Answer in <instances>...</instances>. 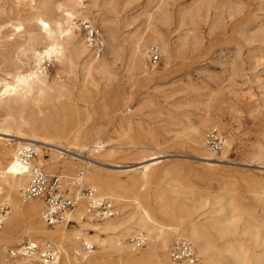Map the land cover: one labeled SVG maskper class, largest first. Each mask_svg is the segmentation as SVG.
<instances>
[{"label":"rangeland","instance_id":"1","mask_svg":"<svg viewBox=\"0 0 264 264\" xmlns=\"http://www.w3.org/2000/svg\"><path fill=\"white\" fill-rule=\"evenodd\" d=\"M47 1L34 0L37 8ZM77 1V5L69 0L49 2L53 8L62 5L72 9L77 18L72 38L65 44L66 57L44 58L51 64L45 71L55 106L41 103L34 107L39 118L56 127L52 136L67 152L60 157L48 148H42L43 155L36 149L45 170L51 175H62L70 192H74L73 180L85 163L70 158L66 149L72 146V135L79 134L82 145H87L83 154L105 163L90 166L86 185H94L99 193L122 207L123 215L108 222L131 218L130 222L136 225L139 212L133 199L137 198L162 225L182 227L184 238L194 244L200 256L199 247L188 238L192 223L203 231V241L216 240L221 246L220 232L232 214L241 209L246 214L239 224L250 226L248 221L255 216L254 221L264 233V0ZM32 7L31 0H0V78L10 69L9 61L16 57L27 60L21 50H16L17 46L32 45L42 50L37 42H29L28 34L12 35L16 32L13 25L19 22L29 32L38 31L35 22L29 20ZM44 16L51 22L55 17ZM86 21L101 29L105 40L101 56L87 44L83 28ZM13 36L15 39L11 40ZM137 43H141V49L136 48ZM153 45L158 46L161 55L155 68L149 66L148 52ZM31 55L28 54L30 58ZM31 63L35 65L33 58ZM89 66L95 67L90 73ZM99 66L107 68L108 73L101 72ZM58 86H63L61 92ZM2 117L3 113L0 120ZM211 128H217L224 140L231 142L226 157L225 144L219 152L207 145L206 133ZM14 143L0 142V155L10 146L16 148ZM152 154L161 156V161L143 176L139 167ZM206 155L212 159H202ZM70 164H75L73 171H65ZM132 168L137 169L130 171ZM95 173L100 176L98 181L93 179ZM24 189L17 188L21 200ZM113 196L129 201L121 202ZM22 203L39 206L32 219L19 225L18 238L23 242H60L57 237L36 236L34 231L43 228L57 234L68 229L71 235L66 239L71 242L65 248L70 251L72 264H91L93 255L117 254L97 243H93L92 252L82 248L76 231L95 232L75 218L80 213L78 209L72 213L75 223L50 226L41 217V199ZM81 203L83 220L88 221L85 202ZM4 206L7 215L0 236L13 210V204H0V212ZM175 230H167L166 246H161L155 235L143 232L146 246L140 249H135L129 240L140 233L127 235L131 245L128 254L137 258L141 253H152L151 259L141 264L174 263L169 250ZM19 245L14 241L1 245L0 263L5 264L9 249ZM75 250L81 253L76 254ZM12 263L23 264L18 259ZM113 264L125 263L116 255Z\"/></svg>","mask_w":264,"mask_h":264},{"label":"bare ground","instance_id":"2","mask_svg":"<svg viewBox=\"0 0 264 264\" xmlns=\"http://www.w3.org/2000/svg\"><path fill=\"white\" fill-rule=\"evenodd\" d=\"M69 1L75 5L78 3L77 0ZM31 2L33 7L29 20L35 22L36 26L38 27V31L29 32L26 30L24 24L19 22L16 25H13L14 23L12 24L14 26V30L16 31L15 33H12V35L16 36L21 33L28 34L29 42H37L38 45L42 46V50L38 51L37 48L32 45H29L28 48L23 45L17 46L16 50H21L22 55L27 58V60L23 61L22 59L16 57L12 62L9 61L8 63L11 64H7V67L9 66L10 69L5 72V77L0 78V114L3 113L4 115V117H2L0 120V142H4L7 145L15 142L14 144L16 146V148L11 146L6 148L0 155V184L3 189V194L0 196V204H13L11 216L8 218L4 230L1 232L0 248L1 245L13 241L15 243L22 244V239L18 238L19 225L27 219H32L39 211V206H24L22 203L23 199H20L17 188L19 186H24L26 188L29 185L31 179V170L29 167L26 168L20 164L18 150L24 145L31 144L39 151L41 155H43L42 148H48L53 151V153L60 155V157H63V155L67 154L66 151H63L65 147L61 143H57L52 136L51 132H54L53 130H57L56 127L39 118L38 113L35 110L36 107L34 106H39L41 103L49 104L52 107L55 106L53 97L54 94H51L48 91V89L51 88V83L49 82V77L43 67V62L46 60L44 58L48 57L51 59L54 55L61 58L66 57L65 44H67L68 38H72L74 27L73 24L76 23L75 19L77 18V15L72 9L64 8L62 5H57L54 8L51 7L49 4L50 0L38 8L36 7V2H34V0H31ZM46 14L55 15L52 22L44 16ZM156 37L161 40L160 36L157 35ZM12 39H15V37L13 36L11 40ZM143 43L142 45L145 47V44ZM140 44L141 43H137V49L140 48ZM164 50L165 52L169 51V49L165 46ZM28 52L32 54L31 58H33L35 61L34 66L31 63V58L28 56ZM93 69H95L94 66H89V73ZM99 70L103 73H108V69L104 68L103 66H99ZM57 89L59 92H61L63 86H58ZM29 109L31 110L29 111ZM198 133H200L199 129ZM72 136V146L66 150L68 151L70 158L74 160H80L85 163L83 169V179L85 181V177L90 166H101L105 163L96 160L89 155H85V153L83 154V151L87 150V145H82V136L79 134ZM61 140H63V138ZM224 144L226 145V149L223 151V157H226L231 148V142L224 140ZM160 157L161 156L152 154L149 159L145 160L146 163L139 167L143 176L149 172L153 164L161 161L159 160ZM202 159L210 161L212 157L210 155H206L203 156ZM218 160L224 162V159ZM4 161L6 162L5 166ZM115 166L121 168V166ZM74 167L75 164H70L65 168V171L72 172ZM3 168L8 169L4 170ZM135 169L137 168H132L130 171ZM99 178L100 176L98 173H95L93 179L98 181ZM3 185H6L7 188H5ZM93 187L95 186L93 185ZM74 193L76 194V190H74ZM113 199L121 202L129 201L124 199V197L117 198L113 196ZM133 201L136 204V208L139 212V219L137 220L138 223L136 225H134L133 222H130L131 218H127V220L117 223L108 222V220L122 216L123 212L118 217L102 221L101 224L93 223V220L89 217L87 218L88 221H84L83 219L85 218V213L83 215V211L81 210L83 205L81 202H79V205L71 212L69 217L72 219V213L78 209L80 213L75 215V218L80 224L86 226L90 229V231H94L95 233L92 234L90 232H84L85 229H79L76 231V233H78V235L75 236L76 240H79L80 237L83 236L86 243L91 245L93 243H97L104 250H112L114 253L116 252V255L120 256V259H122L125 264H141V262L145 263V259L146 262L150 260L152 253L144 252L141 253L137 258L130 257V254L128 253L132 244L130 243L131 245H129V242L127 241V235L140 233V235L135 236H143L146 238V236L143 235V232L151 233L155 235V238L158 241H160L161 246H166L169 242V233L167 230L176 229L175 239L185 237L186 234L184 233L182 227L162 225L150 214L146 208L142 206L139 199L135 198ZM120 209L122 210L121 206ZM237 211V213L232 214L231 218L226 224L227 226L225 227L224 231L220 232L223 237H221L223 239L221 246L217 245L215 242L216 240L207 242L203 241V231H201L200 227L195 223L190 225L188 230V238L197 244L201 253V260L198 264H208V262L213 264H264V233L260 231V228L256 224L257 222L254 221V219H256L255 216L253 217L254 219H251L252 217L250 218V220H253L254 222H251L250 220L248 221L250 226H247V224L242 227L239 224V220L244 214H246V211L243 212L241 209H238ZM247 214L249 213L247 212ZM6 215L7 212H0V220H2V224L5 220L4 216ZM250 229H254V231H250ZM69 231L70 230L68 229H62L59 233L55 234V232H48L44 231L43 228H38L34 231V233L36 236H40L41 238H59L60 242L52 240L62 247L63 254L59 264H72L70 251L65 248V244L67 242H71L66 239L69 235H71ZM28 235H30V232ZM3 239H5V242H2ZM16 239H18L17 242ZM251 241L252 244H249ZM73 242L74 244L77 243L76 241ZM73 252L76 254L81 253L80 250H75ZM116 255H113V257ZM113 257L93 255L90 258V262L91 264H113ZM15 259H18L23 264H35L38 258L10 256L8 257V260L5 261V264H13L12 262H14ZM136 260L138 261L136 262ZM177 263L178 262L175 261L174 263H163L160 261V264Z\"/></svg>","mask_w":264,"mask_h":264},{"label":"built area","instance_id":"3","mask_svg":"<svg viewBox=\"0 0 264 264\" xmlns=\"http://www.w3.org/2000/svg\"><path fill=\"white\" fill-rule=\"evenodd\" d=\"M83 28L89 48L97 56H101L105 50V40L101 29L90 21H86ZM148 53L149 66L155 68L161 61L158 46H151ZM50 66V63L43 62L44 69ZM206 142L210 149L215 152L222 151L225 146L223 134L216 128L207 131ZM18 157L20 164L23 167H29L31 170L30 183L24 189L22 199L24 202L35 199L43 201L44 206L41 215L47 225L65 224L68 226L75 223V220L71 219L69 215L82 201L85 202L86 215L92 220L102 222L121 215V209L114 200L99 193L94 187L86 185L83 179L84 167L73 180L75 194L70 192L61 175H51L45 170L44 165L37 158V150L33 145L22 146L18 150ZM2 194L3 189L0 184V196ZM6 209L7 206H4L1 212L6 213ZM1 225L2 220H0V228ZM80 240L84 250L89 252L94 250L93 244L86 243L82 238ZM129 240L135 249L146 246V238L143 236H132ZM62 254L61 245L49 239L42 242L27 240L19 247L9 249L11 257H37L35 264H59ZM169 256L179 264H198L201 260L194 244L185 238H177L172 242Z\"/></svg>","mask_w":264,"mask_h":264}]
</instances>
